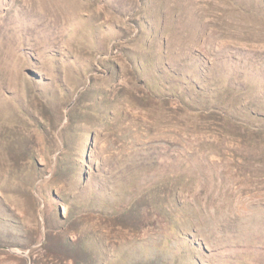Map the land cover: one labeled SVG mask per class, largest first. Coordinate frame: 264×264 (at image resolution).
Here are the masks:
<instances>
[{
  "label": "rangeland",
  "instance_id": "obj_1",
  "mask_svg": "<svg viewBox=\"0 0 264 264\" xmlns=\"http://www.w3.org/2000/svg\"><path fill=\"white\" fill-rule=\"evenodd\" d=\"M0 264H264V0H0Z\"/></svg>",
  "mask_w": 264,
  "mask_h": 264
}]
</instances>
